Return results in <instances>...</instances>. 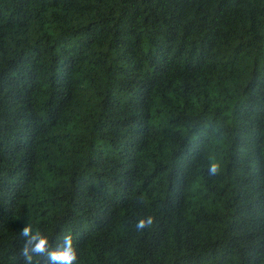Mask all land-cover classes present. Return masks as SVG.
I'll return each mask as SVG.
<instances>
[{"label":"trees","instance_id":"trees-1","mask_svg":"<svg viewBox=\"0 0 264 264\" xmlns=\"http://www.w3.org/2000/svg\"><path fill=\"white\" fill-rule=\"evenodd\" d=\"M26 223L77 264H264V0H0V264Z\"/></svg>","mask_w":264,"mask_h":264},{"label":"clouds","instance_id":"clouds-1","mask_svg":"<svg viewBox=\"0 0 264 264\" xmlns=\"http://www.w3.org/2000/svg\"><path fill=\"white\" fill-rule=\"evenodd\" d=\"M221 166L218 161H210L208 174L214 176L220 172ZM153 218L148 216L136 221L137 230H143L150 227ZM20 236L23 240L19 249L23 264H41V261H47V264H77L78 254L73 243V236L65 233L62 242L52 246L49 237L40 230L34 229L30 223H26L20 229ZM39 258V259H34Z\"/></svg>","mask_w":264,"mask_h":264}]
</instances>
